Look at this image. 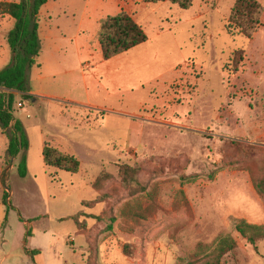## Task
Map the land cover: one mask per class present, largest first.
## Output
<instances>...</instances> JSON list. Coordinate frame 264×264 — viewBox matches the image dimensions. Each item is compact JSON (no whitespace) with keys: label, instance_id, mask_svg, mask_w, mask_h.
<instances>
[{"label":"rangeland","instance_id":"1","mask_svg":"<svg viewBox=\"0 0 264 264\" xmlns=\"http://www.w3.org/2000/svg\"><path fill=\"white\" fill-rule=\"evenodd\" d=\"M235 1L150 11L148 45L132 54L133 83L103 85L98 111L62 110L15 93L29 150L11 159L0 126V264H27L29 249L39 264L199 263V245L221 234L238 245L222 264H264V241L256 252L234 223L264 222L253 187L264 180V12L256 38L231 37ZM14 27L0 18V60L12 55ZM239 49L246 56L233 74ZM39 69L30 70L32 81ZM60 141L80 161L78 174L45 165V143ZM123 167L137 169V184L123 185ZM100 196L102 203L87 208Z\"/></svg>","mask_w":264,"mask_h":264},{"label":"trees","instance_id":"2","mask_svg":"<svg viewBox=\"0 0 264 264\" xmlns=\"http://www.w3.org/2000/svg\"><path fill=\"white\" fill-rule=\"evenodd\" d=\"M195 0H141L142 4L170 3L180 10H189ZM47 0H22L21 2L0 1V18L9 17L15 21V27L7 35V43L12 52L11 64L0 71V126L8 139V156L16 159L29 150V142L23 124L15 117L16 95L23 96L25 101L32 100L30 95L29 72L38 66L41 56L38 18L41 8ZM264 9L257 0H236L231 11L226 30L231 37L243 36L253 40L261 27ZM148 36L143 28L126 12L102 20L99 43L104 61L126 54L136 47L145 44ZM246 56L245 49H239L231 55L233 74H238ZM45 165L69 174H78L80 161L72 155L45 144L43 149ZM21 175L26 177L25 158L21 166ZM137 169L123 167L121 177L124 186L137 184ZM100 179V178H99ZM99 179L94 189L99 192L103 183ZM253 187L264 201V180H253ZM104 201L100 196L94 202L87 203L92 208ZM71 219H65L68 221ZM77 224V221L74 220ZM236 232L258 252V244L264 241V225H252L243 219H235ZM238 245L229 234H221L211 245H199L196 257L203 261L189 264H222L225 257L237 252Z\"/></svg>","mask_w":264,"mask_h":264},{"label":"crops","instance_id":"3","mask_svg":"<svg viewBox=\"0 0 264 264\" xmlns=\"http://www.w3.org/2000/svg\"><path fill=\"white\" fill-rule=\"evenodd\" d=\"M196 2L199 4L201 0H195L194 4ZM166 4L169 3L142 4L141 0H47L39 14L40 37L43 43L45 42V48L38 59L36 67L40 69L35 74V80L32 81L30 76L32 101H36V97L39 96L45 98L47 104H57L62 110L63 105H70L84 110L98 111L100 105L97 102L99 100L101 102V96L104 95L101 93V87L132 84L135 78L132 54L140 48H146L149 42L148 39L145 44L128 53L104 61L99 43L102 20L126 12L147 34L144 27L151 24L149 12L156 15L158 8ZM157 29L159 33L156 36L161 37L164 30L161 27ZM12 57L9 55L6 59L0 60V65L8 67ZM2 135L5 136L3 132ZM65 144L60 141L50 145L74 156L69 150L61 148ZM82 184L86 183H79ZM92 190L96 196L99 195L98 191ZM242 219L252 225H264V222H251L249 218ZM36 252L32 249L26 251L24 258L27 264H39ZM32 257L36 260L34 261ZM17 263L14 261L13 264Z\"/></svg>","mask_w":264,"mask_h":264}]
</instances>
